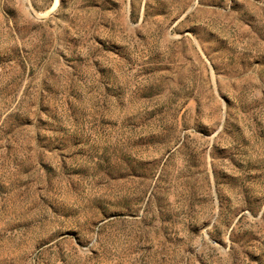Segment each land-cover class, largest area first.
Masks as SVG:
<instances>
[{
  "label": "rangeland",
  "instance_id": "1",
  "mask_svg": "<svg viewBox=\"0 0 264 264\" xmlns=\"http://www.w3.org/2000/svg\"><path fill=\"white\" fill-rule=\"evenodd\" d=\"M0 264H264V0H0Z\"/></svg>",
  "mask_w": 264,
  "mask_h": 264
}]
</instances>
